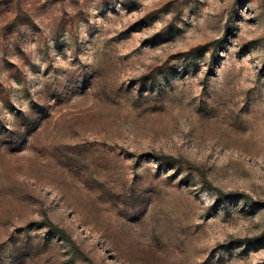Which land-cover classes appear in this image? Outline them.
Here are the masks:
<instances>
[{
    "label": "rangeland",
    "instance_id": "rangeland-1",
    "mask_svg": "<svg viewBox=\"0 0 264 264\" xmlns=\"http://www.w3.org/2000/svg\"><path fill=\"white\" fill-rule=\"evenodd\" d=\"M0 264H264V0H0Z\"/></svg>",
    "mask_w": 264,
    "mask_h": 264
}]
</instances>
